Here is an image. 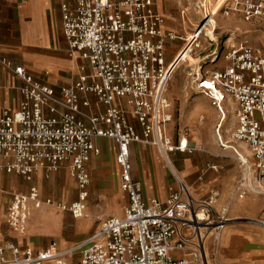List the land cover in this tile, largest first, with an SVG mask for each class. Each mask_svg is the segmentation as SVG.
Here are the masks:
<instances>
[{"label": "built area", "instance_id": "1", "mask_svg": "<svg viewBox=\"0 0 264 264\" xmlns=\"http://www.w3.org/2000/svg\"><path fill=\"white\" fill-rule=\"evenodd\" d=\"M59 1L63 35L70 58L78 64V76L56 96L22 66L14 67L0 58V64L23 82L18 107H0V178L16 175L31 182L38 172L48 178L65 167L76 182L78 195L67 205L43 199L34 185L25 194H9L0 187V202L3 196L8 198L6 224L13 232L24 234L30 207L42 206L81 218L90 182L86 165L99 152L96 138L116 143L120 189L128 197V206L121 218L103 220L96 233L66 252H57L52 245L34 254L5 241L0 245V264H207L203 231L212 229L219 236L228 222L226 214L213 212L219 193L210 190L201 201L172 193L166 200L154 199L148 205L141 184L131 177V143L152 144L163 158L175 150L195 151L185 141L173 145L163 134L164 125L171 120L165 113L171 73L166 42L175 41L176 34L165 30L156 0ZM216 1L223 17L237 16L246 22L264 18V0ZM210 26L205 19L194 29L195 41L189 48L198 47L199 36H207ZM223 54V65L196 74V90L217 109L218 127L228 113L226 103L233 107L236 129L231 137L249 153L243 161L234 150L245 167V175L234 186L235 196H258L264 201V53L243 45L227 47ZM89 95L103 105L102 113L82 112L90 105ZM128 113L136 118L140 135L128 123ZM184 230L190 235L185 236ZM175 237L178 241L173 242ZM175 252L180 256L173 257Z\"/></svg>", "mask_w": 264, "mask_h": 264}, {"label": "crops", "instance_id": "2", "mask_svg": "<svg viewBox=\"0 0 264 264\" xmlns=\"http://www.w3.org/2000/svg\"><path fill=\"white\" fill-rule=\"evenodd\" d=\"M165 30L172 31L166 27ZM173 42L167 41L166 49H168V46ZM0 58L7 60L14 67L22 66L27 74L30 75L35 81L51 87L54 90L56 96H60V90L64 87L70 86L78 76V64L75 60L70 58L67 44L63 35L60 1L0 0ZM22 87L23 82L11 71L7 70L0 64V107L12 109L17 108L21 99L20 89ZM199 93L201 95L194 99L189 116L191 118H196L202 113V115L199 117L200 121L206 119L204 113L205 111L203 110L214 112L210 122L206 124L207 127L190 128L195 133L201 130L202 136L200 138H198V136H195L194 138H188L186 134H178L177 136H174L172 131L174 122V108L172 101L165 95L168 100V107L165 110V113L171 116V120L164 125V136L175 146L180 142L185 141L187 147L195 149V151L189 153L175 150L167 153L165 158H163L158 148L152 144L134 142L129 146L131 177L134 181L141 184L143 199L148 205H150L154 199L161 201L166 200L172 193H179L181 198H185L186 195H189L193 199V196L200 197L202 191L205 189V182H202L204 175L198 174L200 167L197 164L191 162V159L187 157L183 158V156L192 155L195 153L197 149L195 146H212V142L214 141L218 143L220 147L229 150L225 144L227 141H223V124L229 118L228 113L225 117V120L221 123L222 126L218 127L217 124L219 122V113L217 109L207 104V102L210 103V100L206 95L200 91ZM201 99L204 100V105L200 103L202 101ZM88 101L90 105L81 109L84 114H99L104 111L103 105L98 102L94 95H89ZM121 106L125 110H129V108L124 104H121ZM226 108L228 112L230 109L233 111V107L230 103H226ZM182 109L183 106L181 107V110ZM232 116L235 120L234 115ZM127 120L128 123L134 127L136 133L140 135L141 128L136 118L132 114L128 113ZM233 127L234 129L232 133L236 129V125ZM94 144L99 152L98 154H92L89 162L86 165L90 176V182L87 187V199L89 198L88 219L93 218V221H90L83 231H79L78 233L75 231L76 235L80 236L78 237L80 240L72 243L66 248H60L55 241H52L48 245L44 246V243L37 242L35 239L32 241L28 239V235H31L33 238L35 237L33 236L35 233L59 237L62 234L61 223L63 221L64 214L68 213L72 217L68 211L47 206H42L40 209H34L30 207L25 233L20 235L13 232L6 224L4 218L5 204L6 199L8 198L7 196H3L0 202V245L5 241H10L22 249H30L34 254L49 249L53 245L57 252H66L74 249L76 246L96 233L99 230L100 224L103 220L109 217L121 218L124 215V211L128 206V197L125 192L120 189V169L116 163V143L110 138H96L94 140ZM140 144L156 149L157 155L154 159L155 164L152 163L150 166L149 160L145 157H143L141 160L138 159V151L140 149H145L144 146H140ZM230 149H232L231 151L234 153V150L237 148L233 146V148ZM180 158H183L181 159V167H179ZM217 169V166H209L208 170H211V172H216ZM64 171L68 173L76 185V182L69 174V171L65 167H62L61 169L50 173L48 178H45L42 172H38L35 174L31 182H27L16 175L3 174L0 178V187L9 194H25L27 193L29 187L34 185L39 189L40 195L43 199L49 198L43 196V188L45 184L48 185L57 174ZM191 174H198L195 178L196 180L193 183ZM21 180L23 181V186H25L24 189L21 191H13L12 188L14 187V184H16L15 182H18L17 184H19ZM210 190H215V188H210L207 191L206 196ZM76 192L75 200L70 202H61L58 199H52L61 202L62 204L68 205L77 199V185ZM155 194H157V196H155ZM103 202H106V209L101 212L95 211L96 206L101 208ZM34 210L44 213L45 216L51 219L52 224H45L44 226L30 225L29 218L32 211ZM49 210L59 211L61 214H52L51 212H48ZM84 215L81 218L75 219L77 220L75 222H81L85 220L83 219ZM95 223H97L96 228L91 230ZM46 225L49 229H51V231L45 229ZM182 233L185 236L190 235L188 230H184ZM176 241H178V238H173V242ZM205 243L204 250L207 257L208 250L207 244ZM62 244H67V242L63 241ZM5 255L8 258L10 257L9 252H6ZM172 255L173 257L177 258L180 256V253L175 252ZM75 257H78L77 252H75ZM207 264H209L208 258Z\"/></svg>", "mask_w": 264, "mask_h": 264}, {"label": "rangeland", "instance_id": "3", "mask_svg": "<svg viewBox=\"0 0 264 264\" xmlns=\"http://www.w3.org/2000/svg\"><path fill=\"white\" fill-rule=\"evenodd\" d=\"M216 3V0H156V7L163 16L165 27L176 34V40L166 49L167 63L170 64L176 60L180 53L179 51L187 44L188 37L193 34L194 29L205 19H212L213 24L208 29L212 30L213 28L212 32H214L213 34L216 37V41L211 42L210 37L200 35L201 39L198 47H190V51L187 50V54L190 55L193 61L183 62L180 64L181 66H177L178 68L172 73L173 76L170 77L166 85L165 95L172 101L174 108L172 126L174 136L186 134L188 138H194L195 136L200 138L202 131L195 133L190 128L207 127L206 124L210 122L214 114L212 111L203 110L205 111L206 119L200 121L199 117L202 113L196 118L189 116L194 99L201 95L199 93L200 90H196L197 73L195 70L200 69L205 72L223 65V53L225 48L228 47L227 41L229 38L233 40L229 47L247 45L264 53V18H256L246 22L243 18L237 16L223 17L220 9L213 13ZM215 25L217 28L214 31ZM201 100L200 103L204 105V100ZM207 104L212 106L211 103L207 102ZM182 106L183 109L181 110ZM232 115L233 111L230 109L228 112L229 118L223 124V141H227L226 143L229 146L236 147L247 158L248 155L243 147L240 146V143H235L231 137L233 126H235V120ZM140 146H144L145 149L138 151V159L141 160L145 157L149 160L150 166L152 163L155 164L156 149L143 144H140ZM195 147L197 148L195 153L183 156V158L191 159V162L200 167L198 174L204 175L202 182H205V189L200 197H193L195 200L201 201L206 198V193L210 188H215L219 193V198L213 206V212L216 214L224 213L228 219L219 236L212 229L203 231L206 236L205 244H207L208 250V263L264 264V226L254 223L256 220L264 223V201L260 197L252 195L239 199L235 196L234 191L237 181L245 175V167L231 151L232 149H224L215 141L212 142V146L201 145V147ZM183 158L179 159V167L182 165L181 159ZM209 166H217L218 169L216 172H211V170H208ZM198 174H191L192 183L196 180L195 178ZM22 182V180L19 184L15 182L16 184H14L12 190L21 191L24 189L25 186H23ZM76 193V185L66 171L57 174L43 188L44 197L58 199L61 202L75 200ZM88 199L83 217L85 220L75 222L77 220L65 213L61 223L62 234L59 237L35 233L33 235L35 237L32 238L31 235H28V239L30 241L35 239L37 242L44 243V246L55 241L60 248H66L72 243L79 241L78 237L80 236L76 235L75 231L77 233L83 231L86 225L93 221V218L88 219ZM101 206V208L96 206L95 211L101 212L105 210L106 202H103ZM48 212L61 214L59 211L49 210ZM29 222L33 226L52 224L49 217L36 210L32 211ZM47 225L45 229L51 231ZM96 226L97 223L93 225L91 230L96 228ZM63 241L67 242V244H62Z\"/></svg>", "mask_w": 264, "mask_h": 264}, {"label": "bare ground", "instance_id": "4", "mask_svg": "<svg viewBox=\"0 0 264 264\" xmlns=\"http://www.w3.org/2000/svg\"><path fill=\"white\" fill-rule=\"evenodd\" d=\"M203 3V2H202ZM220 8V5H219V3L217 2L216 3V5H215V8L213 9V13H216L217 12V10ZM205 9V8H204ZM208 9V8H207ZM204 12H205V10H204ZM209 22L211 23V25L213 24V21H212V19H210L209 20ZM213 27V26H212ZM216 28H217V26L215 25V28H214V31L216 30ZM214 32H212V30L211 29H207L206 30V34H207V36L208 37H210V39H211V42H215L216 41V37L214 36V34H213ZM191 38L189 39V41L187 42L188 44H186L182 49H181V51H179L180 53L178 54V56H177V58H176V60H174L172 63H170V66H169V71L171 72L170 73V75H169V80H170V77L171 76H173V72L176 70V68H178L177 66H179L181 63H183V62H189V61H193V59L190 57V55H188L187 54V50H188V48H189V46H191V44L195 41V37H193V35L192 36H190ZM232 39L231 38H229L228 39V41H227V46L229 47L231 44H232ZM181 66V65H180ZM195 72L196 73H200L201 72V70L200 69H197V70H195ZM172 74V75H171ZM190 75V74H189ZM172 79V78H171ZM205 86H208V83H205L204 84ZM226 144V146H227V148H233V146H229L228 145V143H225ZM240 146L241 147H243V149H244V151H245V153H247V155H248V151H247V149L245 148V146H243L242 144H240ZM239 151V150H238ZM239 154H240V156H241V158H242V160L243 161H246L245 159H246V157L245 156H243L242 154H241V152L239 151ZM240 219V218H239ZM254 223H258V224H260V225H262V226H264V224H262L260 221H258V220H256V221H254Z\"/></svg>", "mask_w": 264, "mask_h": 264}]
</instances>
